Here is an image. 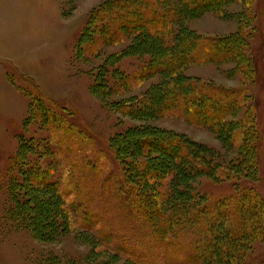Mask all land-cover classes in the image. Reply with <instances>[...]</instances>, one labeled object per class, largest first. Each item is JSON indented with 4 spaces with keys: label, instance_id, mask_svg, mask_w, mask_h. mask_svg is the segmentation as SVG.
<instances>
[{
    "label": "trees",
    "instance_id": "16d2710c",
    "mask_svg": "<svg viewBox=\"0 0 264 264\" xmlns=\"http://www.w3.org/2000/svg\"><path fill=\"white\" fill-rule=\"evenodd\" d=\"M234 1L106 0L93 10L77 40V57L96 56L102 47L126 36L131 42L94 68L92 93L103 96L97 84L104 81L109 66L127 55L145 61L124 77L126 85L131 81L134 88L155 75L160 79L147 91L115 104L141 123L110 139L115 162L123 164L119 175L111 170L104 178L99 161L108 156L101 150L91 161L93 138L77 123L75 112L47 96L32 95L23 126L36 119L46 134L19 136L6 172V216L42 242L58 240L72 228L89 231L91 244L98 240L111 254L98 260L93 251L85 262L70 264H114L120 256L122 264H154L133 245L115 243L121 236L116 231L101 230L104 211L114 208L135 215L140 226L137 241L160 243L183 263L264 264V256L252 255L254 244L264 241V197L245 181L259 180L261 171L255 124L248 122L255 118L254 100L244 87L230 88L185 72L192 64L234 63L246 82L250 80V60L256 54H245V29L206 35L186 25L206 12L223 13ZM163 115L209 129L224 148L233 147L235 155L218 161L211 147L151 123ZM202 177L210 183L227 180L231 190L220 195L209 192L210 186L201 190L194 184ZM100 202L106 206L98 207Z\"/></svg>",
    "mask_w": 264,
    "mask_h": 264
},
{
    "label": "rangeland",
    "instance_id": "374dc122",
    "mask_svg": "<svg viewBox=\"0 0 264 264\" xmlns=\"http://www.w3.org/2000/svg\"><path fill=\"white\" fill-rule=\"evenodd\" d=\"M104 1L0 0V264H70L85 262L93 251L98 252V260L111 255L98 240L91 244L89 231L72 228L58 240L42 242L6 216L10 196L9 174L6 172L16 154L19 136L46 134L40 130L36 119L31 120L26 128L23 126L32 95L39 93L47 96L51 102L64 104L75 112L77 123L93 138L91 161L99 158L101 150L108 156L98 160L103 178L109 177L111 170H119L120 164H123L122 160L115 162L109 141L117 133L140 124L141 120L127 115L125 108L117 110L119 105L116 107L115 104H123L147 91L160 78L151 76L134 88H131V81L126 85L124 77L141 68L145 61L144 57L127 55L109 66L104 81L97 84L103 96L92 93L94 68L131 42V37L126 36L102 47L96 56H76V43L89 14ZM186 25L206 35H226L241 27L245 29V54L248 57L250 50L256 54V58L250 60L254 62L253 75L248 82L242 69L236 68L234 63L192 64L185 72L230 88L244 87L248 98L254 100L255 118L252 113L250 117L253 118L248 122L254 121L255 124L254 147L259 153L261 171L259 180L253 183L245 181L256 187L264 197V0H235L223 9V13L206 12L188 19ZM151 123L185 134L211 147L218 161L228 160L235 155L233 147L224 148L219 137L207 128L188 124L171 115H163ZM194 186L201 190L210 186L211 190L208 191L214 195L231 190L227 180L210 183L206 177L197 179ZM96 202H92V206L97 207ZM105 204L100 202L98 207ZM104 212L107 214L102 219L101 230L108 229L121 235L115 243L124 241L133 245L147 261L154 264H186L170 248H163L160 243H149L146 239L137 241L135 234L140 226L134 214L124 215L115 208ZM131 233H134L133 238ZM252 255L264 256V241L254 244ZM122 263V256L114 262Z\"/></svg>",
    "mask_w": 264,
    "mask_h": 264
}]
</instances>
